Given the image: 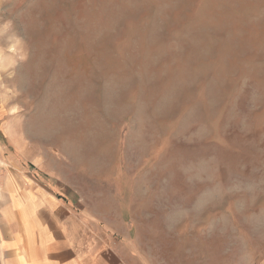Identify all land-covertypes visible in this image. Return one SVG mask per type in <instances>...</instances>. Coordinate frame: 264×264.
Returning a JSON list of instances; mask_svg holds the SVG:
<instances>
[{
    "label": "rangeland",
    "instance_id": "374dc122",
    "mask_svg": "<svg viewBox=\"0 0 264 264\" xmlns=\"http://www.w3.org/2000/svg\"><path fill=\"white\" fill-rule=\"evenodd\" d=\"M4 20L26 59L0 36V141L95 234L142 264H264V0H0Z\"/></svg>",
    "mask_w": 264,
    "mask_h": 264
},
{
    "label": "crops",
    "instance_id": "0c3cea01",
    "mask_svg": "<svg viewBox=\"0 0 264 264\" xmlns=\"http://www.w3.org/2000/svg\"><path fill=\"white\" fill-rule=\"evenodd\" d=\"M60 190L29 155L0 141V264H142L95 234L92 214Z\"/></svg>",
    "mask_w": 264,
    "mask_h": 264
},
{
    "label": "clouds",
    "instance_id": "9594fccd",
    "mask_svg": "<svg viewBox=\"0 0 264 264\" xmlns=\"http://www.w3.org/2000/svg\"><path fill=\"white\" fill-rule=\"evenodd\" d=\"M7 35V40L9 45L7 51L12 53L19 60L26 59L24 54V40L23 38L17 36L13 30V23L11 20H4L0 22V36ZM16 59H11L8 64H0V72H8L10 69H13L16 66Z\"/></svg>",
    "mask_w": 264,
    "mask_h": 264
}]
</instances>
